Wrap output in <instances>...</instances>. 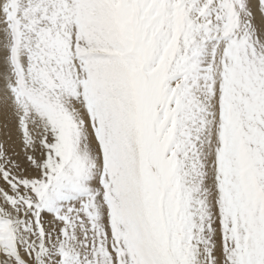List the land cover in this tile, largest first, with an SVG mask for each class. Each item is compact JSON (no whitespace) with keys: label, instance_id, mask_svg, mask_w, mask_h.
Listing matches in <instances>:
<instances>
[{"label":"snow or ice","instance_id":"1","mask_svg":"<svg viewBox=\"0 0 264 264\" xmlns=\"http://www.w3.org/2000/svg\"><path fill=\"white\" fill-rule=\"evenodd\" d=\"M0 264H264V0H0Z\"/></svg>","mask_w":264,"mask_h":264}]
</instances>
